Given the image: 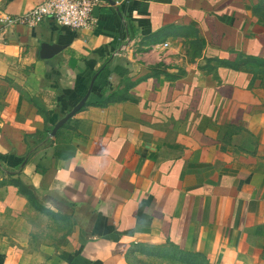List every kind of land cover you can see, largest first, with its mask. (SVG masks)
Returning a JSON list of instances; mask_svg holds the SVG:
<instances>
[{
  "label": "crops",
  "instance_id": "0c3cea01",
  "mask_svg": "<svg viewBox=\"0 0 264 264\" xmlns=\"http://www.w3.org/2000/svg\"><path fill=\"white\" fill-rule=\"evenodd\" d=\"M111 1L89 31L0 23V264H264L262 0Z\"/></svg>",
  "mask_w": 264,
  "mask_h": 264
},
{
  "label": "built area",
  "instance_id": "2783aa9c",
  "mask_svg": "<svg viewBox=\"0 0 264 264\" xmlns=\"http://www.w3.org/2000/svg\"><path fill=\"white\" fill-rule=\"evenodd\" d=\"M99 5L100 0H42L28 13L2 18L0 23L34 28L45 20H53L58 26L75 32L89 31L96 23L93 12Z\"/></svg>",
  "mask_w": 264,
  "mask_h": 264
},
{
  "label": "rangeland",
  "instance_id": "374dc122",
  "mask_svg": "<svg viewBox=\"0 0 264 264\" xmlns=\"http://www.w3.org/2000/svg\"><path fill=\"white\" fill-rule=\"evenodd\" d=\"M255 17L258 22L264 26V0L260 1L255 8ZM198 43H192L190 48L192 52L199 50ZM250 69L254 77L259 78L264 83V61L250 59ZM142 255V256H141ZM132 264H208L206 260L198 255H188L178 250L168 249L167 251H158L150 256L146 253H139V258H133Z\"/></svg>",
  "mask_w": 264,
  "mask_h": 264
},
{
  "label": "water",
  "instance_id": "95a60500",
  "mask_svg": "<svg viewBox=\"0 0 264 264\" xmlns=\"http://www.w3.org/2000/svg\"><path fill=\"white\" fill-rule=\"evenodd\" d=\"M108 1L112 6L114 5V2H112L111 0H108ZM59 50H60V48L57 46H53L51 44L43 43V44H41V47H40V58L49 59L53 55H55ZM96 77H97V74H95L91 78L88 90H87L86 94L83 96V98L78 102V104L51 128V130H50V136L51 137H54L57 134L58 130L60 128H62L69 120H71L75 116V114L80 111V109L82 107L85 106L87 99L90 95V92L92 90L93 84L96 80Z\"/></svg>",
  "mask_w": 264,
  "mask_h": 264
},
{
  "label": "trees",
  "instance_id": "16d2710c",
  "mask_svg": "<svg viewBox=\"0 0 264 264\" xmlns=\"http://www.w3.org/2000/svg\"><path fill=\"white\" fill-rule=\"evenodd\" d=\"M107 63H108V61H106V62L104 63V65H106ZM29 155H30V153H29ZM29 155H28V156H29Z\"/></svg>",
  "mask_w": 264,
  "mask_h": 264
}]
</instances>
